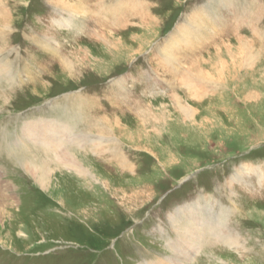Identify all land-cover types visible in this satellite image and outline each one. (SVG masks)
Here are the masks:
<instances>
[{
	"label": "rangeland",
	"instance_id": "374dc122",
	"mask_svg": "<svg viewBox=\"0 0 264 264\" xmlns=\"http://www.w3.org/2000/svg\"><path fill=\"white\" fill-rule=\"evenodd\" d=\"M56 1H3L12 20L8 36L0 33L10 67L0 73V170L12 197L0 220V264L182 260L168 239L197 216L215 225L208 232L201 222L206 240L189 264H264V0H81L84 16L56 15ZM61 17L69 22L59 25ZM183 19L194 28L181 33ZM185 31L184 46L172 49ZM239 39L252 43L243 65ZM196 64L215 80L199 87L189 72ZM177 95L196 109L194 121ZM41 119L85 137L67 146L94 178L52 155L62 174L47 191L24 172L30 150L15 143L25 122ZM97 136L118 143L94 150ZM113 145L120 155L109 153ZM220 219L241 247L224 243Z\"/></svg>",
	"mask_w": 264,
	"mask_h": 264
},
{
	"label": "bare ground",
	"instance_id": "6f19581e",
	"mask_svg": "<svg viewBox=\"0 0 264 264\" xmlns=\"http://www.w3.org/2000/svg\"><path fill=\"white\" fill-rule=\"evenodd\" d=\"M3 1L4 0H0V6H1V8H0V19L3 20L6 23L3 24L2 26H0V33H2V36L4 38H6L8 36V30L7 29L10 26L7 23L12 20L11 19L12 17L9 14L10 9H8V7L6 5H3ZM102 1H103L102 3H105V2H108L109 0H102ZM83 2L81 0H78V1H76V0H57L56 2H53L52 4H54V7L56 8L55 9L56 15L57 14H61V11H66V12H68V15H70V16H73V15L77 16V14H82L84 16V15L89 14L88 11L90 9L84 12L83 11V7H81L82 6L81 4H83ZM80 7L82 8V10H81ZM112 11L115 12V8H113ZM90 14H92V13H90ZM200 14L201 13H198V15H200ZM243 14H245V13L241 14V16H240L241 20H242L241 17L245 18L243 16ZM120 15H123V13L121 11H120ZM198 15H197V17H198ZM205 15H206V12H205ZM199 17H201V16H199ZM195 18H196V16H195ZM151 19H150V21H151ZM245 20H247V19H245ZM68 22H69V18L67 20L64 17H61L56 23H58L59 25H65ZM150 23H152V22H150ZM150 23L148 25L149 28L144 29L147 32H150L153 29V26H151ZM208 27H209V25H207V23H204L203 28H204V31L206 32V35H205L206 38L210 36L209 33L207 32V28ZM193 28H194V25L191 24L189 26L187 24V20L186 19H183L181 21V23H180L181 33L184 30H192ZM147 29H151V30L148 31ZM212 30L214 32H216L214 29H212ZM185 32H186L185 35L183 33V35L181 34L180 39H177V41H176L177 43H175L173 45L171 44L172 45V49H176L175 47H178V49L179 48L181 49L184 46V43H185L188 35L190 34V32H187V31H185ZM109 37H116V35L107 34V33H104L103 35H100V38L102 40L108 39ZM141 40H142V38H141ZM149 41H151V40H147V43H149ZM239 41H240V43H239V48L238 49L241 51L239 53V56H240V60L242 61L241 63L243 65L244 59H246L248 57V53L250 51H252V43L246 41L245 39H239ZM143 43H145V42H143ZM144 47L145 46L141 47L140 50H142ZM193 48L197 49L195 45H193ZM228 48L230 49V47H228ZM3 49L4 48H2L1 50H3ZM4 51L5 50H3V52ZM216 52H217V50H216ZM138 53H140V51ZM249 54H251V53H249ZM0 55H2V54H0ZM251 56H253V55H250L249 61L246 63V66H247L246 70H249L248 67H250L249 65L252 63L251 60H252L253 57H251ZM237 58L238 57L236 56V59ZM63 60H65V58ZM82 60H83V58H82ZM5 62H6V60H3V59L1 60L0 59V73L4 74V75L8 74L7 70L8 71L10 70V69H8L9 66H7V64ZM66 64H67V67L69 69H71V64H69V62L66 63ZM242 65H241V67H242ZM226 71H227V65L222 63V67L220 68L219 71H217L218 72L217 74L219 75L218 76L219 77L218 81H220L221 78H223L222 76H224ZM189 72H190V76L193 77L195 83L197 85H199V87H200L201 81L204 82V80H205V81H207L209 83H212L213 80H215V77H214V75L211 74V72L205 71L206 72L205 73L204 69L199 67L197 64L193 68H191L189 70ZM201 78H203L204 80L201 79ZM196 79H199V81L197 82ZM223 80L224 79H222V81ZM189 90H190L192 95H197L199 93L198 89L197 90L189 89ZM173 100L175 101V104L176 103L179 104V106L182 109V110H179V111H181L182 114L184 113V116H186L187 118H189L192 121H194L196 119L197 112H196V109L192 108L193 106H191L189 104H187V105L182 104V102H181L182 99L178 95L173 97ZM120 125H121V121L120 120H117L115 122L114 126L111 124L110 127H111L113 133L117 134V131H119L120 128H121ZM119 132L122 133L123 131H119ZM20 133L21 134L18 135L19 136L18 141H16L15 144L17 146H21V145L25 146L24 149L27 148V149H25L26 150L25 152L30 150L29 153H27L26 155L22 156L23 170H24V172L27 175L31 174V177L36 181L38 186L40 188H42V190L47 191L48 186L52 182V177H54L55 175L57 176L59 174H62L61 170L58 171L57 169H55L54 167L51 166V162L54 161V160L57 161L59 164H61L62 167L67 168V169L72 170V171H75V172H77L79 174L87 175L86 173H89V172H85L88 169L84 166L83 161H81L79 158L74 156L70 152V150H69V148L67 146V144H69L71 142H78V143L82 144L84 139H85V137H82L80 135H73L72 130L66 124L63 125L62 123L57 122V120L56 121H54V120L46 121V120H42V119L41 120H31V121H28V122L24 123V126L21 128V132ZM109 139H111L112 143H118V138H114L113 139V138H108L106 136H101V137L97 136V137H94V139H92L91 143H93V144H91V146H93L94 150L95 149L100 150L101 147H105V146H109L110 145V143H108L110 141ZM131 139H132V137L130 136V140ZM106 141H107V143L104 144ZM31 145H35V146H39V147L43 148V154L34 152L32 150V146ZM138 147H139V145H138ZM109 153L112 156L120 155V153H121L120 152V147H117V146H114V145L111 146L110 149H109ZM51 155L54 158V160H52V161H51ZM250 169L253 170L254 168H250ZM250 169H246V170L247 171H252ZM242 172L246 173L245 170H243ZM89 175L92 178L95 177V176H93L94 174L93 175L91 174V172L89 173ZM6 194L9 197H12L11 189L8 186L7 181H5L3 179L2 172L0 170V220H2L4 218V216H6V211H4V209H5V205H6L7 201H9L7 199L9 197ZM187 211H189V210H187ZM186 213H188V212H186ZM189 213L192 214V215H196V213L194 211L193 212L189 211ZM228 214H229V211L227 209H225V210H223L221 216L225 217ZM257 214H259V213H257ZM259 216L264 217V214H260ZM197 217H193L190 220L189 224L185 225V227H181V229L175 230V237H171L170 239H168L169 245L172 246V248L177 252L178 256L182 260H179L175 256H172V257H169V258L159 257V256L157 257L156 256L155 259H153L151 261H148V264H189L193 259L195 260L196 255L199 253V251L203 247L202 244H203L204 239H205L204 235H206L205 228L204 227L199 228L202 225L201 222H205V221L208 222L207 226H205V227H207L208 232H209V228H212L215 225V223H213L211 225V223H210L208 218L206 220H204L203 216L202 217L197 216ZM219 223H218L219 225L223 226L222 229H227V232H228V233H226V236H225L224 230L222 232V233H224V236H225L223 238L224 243L227 244L230 248H238V246L241 247L242 243H241L240 234L239 233L236 234V233H233L231 230H228L229 228H227V226H226V225H228L227 224L228 222L225 221L224 219H220ZM171 239H173V240L171 241ZM145 264H147V263L145 262Z\"/></svg>",
	"mask_w": 264,
	"mask_h": 264
},
{
	"label": "crops",
	"instance_id": "0c3cea01",
	"mask_svg": "<svg viewBox=\"0 0 264 264\" xmlns=\"http://www.w3.org/2000/svg\"><path fill=\"white\" fill-rule=\"evenodd\" d=\"M88 9H90L88 6H86ZM118 11V9H115V12H114V14H116V12Z\"/></svg>",
	"mask_w": 264,
	"mask_h": 264
}]
</instances>
